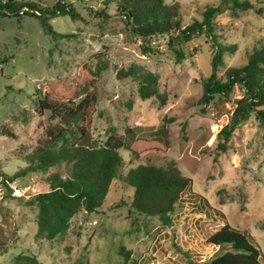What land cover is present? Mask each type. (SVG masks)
<instances>
[{"label": "rangeland", "instance_id": "1", "mask_svg": "<svg viewBox=\"0 0 264 264\" xmlns=\"http://www.w3.org/2000/svg\"><path fill=\"white\" fill-rule=\"evenodd\" d=\"M20 1L39 10L63 2L80 17L51 19L58 33L51 35L37 17L0 16V179L25 168L47 132L60 126L50 112L36 111L37 97L47 84L72 80L82 72L94 80L89 90L99 99L94 139L103 143L111 134L124 136L127 148L120 150L123 165L102 207L74 216L70 228L52 241L38 234V210L28 201L46 189L44 180L50 173L61 169L12 181L27 191L16 198L6 188L0 199V236L8 239L0 264H12L20 253L36 255L42 264H204L222 252L208 238L226 222L250 231L264 261V130L251 119L233 132L225 150L219 147V132L229 123L234 101L243 91L236 87L230 101L216 98L202 111V80L211 75L215 54L211 37L194 36L184 46L186 60L177 64L168 53V36H154L152 53L144 55L141 40L129 36L113 5L107 16L99 15L105 0ZM247 1L253 4L247 11L236 9L231 0L165 3L179 4L183 27L202 21L206 8L219 9L213 35L222 45L236 46L217 72L223 79L228 68L245 65L264 45V0ZM22 11L40 14L27 7ZM147 73L157 76L159 97H141L142 76ZM6 131L13 137L3 135ZM68 138L74 139L70 132ZM172 160L192 184L170 223L138 215L131 207L133 189L126 175L139 165L167 167ZM121 246L132 252L127 263Z\"/></svg>", "mask_w": 264, "mask_h": 264}, {"label": "trees", "instance_id": "2", "mask_svg": "<svg viewBox=\"0 0 264 264\" xmlns=\"http://www.w3.org/2000/svg\"><path fill=\"white\" fill-rule=\"evenodd\" d=\"M231 2L240 11L253 8L247 0ZM111 5L114 6L115 16L122 19L129 36L141 40L139 48L144 55L152 53L154 36L166 35L168 53L175 63L181 64L187 58L184 46L188 41L203 33L211 37L215 54L212 73L202 80L203 91L198 101L202 111L205 112L216 98L230 101L236 87L243 91V96L234 101L229 123L219 132V147L222 150L226 149L233 132L251 119L264 130V45L249 55L245 65L228 68L222 79L217 72L224 66V56L233 54L236 46L222 45L213 35V18L219 12L218 8H206L202 21L197 20L183 27L178 3L169 5L165 0H105L104 8L98 14L107 16L106 11ZM24 7L40 14L23 12ZM21 15L37 17L44 31L51 35H58L49 22L51 19L67 15L74 20L80 17L71 5L63 2L50 9L39 10L34 4L20 0H0V16L18 18ZM157 83L156 75L144 74L139 90L141 97H159ZM93 86L94 80L85 72L72 80L47 84L45 93L37 97L36 111L40 114L50 112L52 117L60 120V126L47 132L42 145L28 157L25 168L6 178L12 182L28 173L47 174L53 168L61 169L50 173L44 180L46 189L28 201L38 210V234L48 241L65 233L72 218L80 212L92 214L102 207L123 165L120 150L127 148L124 136L111 134L103 143H97L93 137L92 124L99 102L97 94L89 90ZM69 132L74 137L73 141L68 138ZM163 133L167 147L166 128ZM3 135L13 137L8 131ZM125 182L133 189L132 209L140 216L158 217L164 224L170 223L176 205L192 184L174 160L167 167L139 165L128 172ZM208 243L222 252L204 264H264L262 251L250 231L235 228L228 222L208 238ZM7 245L8 239L0 236V252L6 253ZM119 252L125 263L132 258V252L124 246ZM12 264L42 263L36 255L20 253L13 258ZM133 264L136 262L133 261Z\"/></svg>", "mask_w": 264, "mask_h": 264}, {"label": "built area", "instance_id": "3", "mask_svg": "<svg viewBox=\"0 0 264 264\" xmlns=\"http://www.w3.org/2000/svg\"><path fill=\"white\" fill-rule=\"evenodd\" d=\"M6 188L11 189V194L13 197L20 198L24 196V191H27L26 189H23L22 187L18 185H14L13 182H9L7 180L0 179V199H2Z\"/></svg>", "mask_w": 264, "mask_h": 264}]
</instances>
